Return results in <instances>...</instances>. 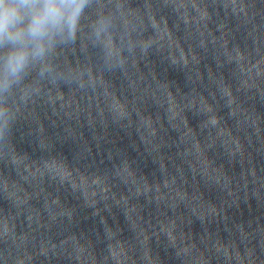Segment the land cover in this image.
I'll use <instances>...</instances> for the list:
<instances>
[{
	"label": "clouds",
	"instance_id": "clouds-1",
	"mask_svg": "<svg viewBox=\"0 0 264 264\" xmlns=\"http://www.w3.org/2000/svg\"><path fill=\"white\" fill-rule=\"evenodd\" d=\"M87 0H0V46L5 42L19 45L7 57L6 67L13 74L25 67L29 42L36 54L43 52L40 43L49 29L62 24L74 31ZM27 21V23H25Z\"/></svg>",
	"mask_w": 264,
	"mask_h": 264
}]
</instances>
